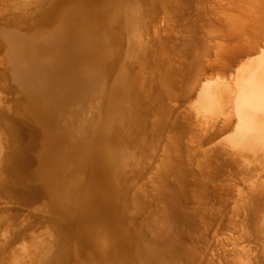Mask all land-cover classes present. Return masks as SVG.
Segmentation results:
<instances>
[{"label":"bare ground","instance_id":"bare-ground-1","mask_svg":"<svg viewBox=\"0 0 264 264\" xmlns=\"http://www.w3.org/2000/svg\"><path fill=\"white\" fill-rule=\"evenodd\" d=\"M0 264H264V0H0Z\"/></svg>","mask_w":264,"mask_h":264}]
</instances>
